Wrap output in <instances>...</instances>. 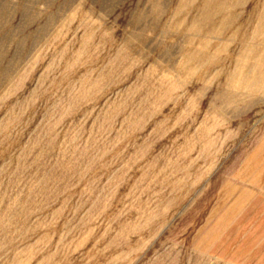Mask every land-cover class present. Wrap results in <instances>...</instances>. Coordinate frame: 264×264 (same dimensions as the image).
Masks as SVG:
<instances>
[{
	"label": "rangeland",
	"instance_id": "obj_1",
	"mask_svg": "<svg viewBox=\"0 0 264 264\" xmlns=\"http://www.w3.org/2000/svg\"><path fill=\"white\" fill-rule=\"evenodd\" d=\"M203 1L0 0V264H224L264 0Z\"/></svg>",
	"mask_w": 264,
	"mask_h": 264
},
{
	"label": "crops",
	"instance_id": "obj_2",
	"mask_svg": "<svg viewBox=\"0 0 264 264\" xmlns=\"http://www.w3.org/2000/svg\"><path fill=\"white\" fill-rule=\"evenodd\" d=\"M263 167L247 174L243 185H234L218 206L217 221L223 222L219 258L224 264H264Z\"/></svg>",
	"mask_w": 264,
	"mask_h": 264
},
{
	"label": "bare ground",
	"instance_id": "obj_3",
	"mask_svg": "<svg viewBox=\"0 0 264 264\" xmlns=\"http://www.w3.org/2000/svg\"><path fill=\"white\" fill-rule=\"evenodd\" d=\"M195 1V0H194ZM230 2V1H229ZM238 2V1H237ZM236 2V3H237ZM246 2V1H245ZM250 2V1H249ZM254 2H255V0H254ZM253 2V3H254ZM256 2H257V0H256ZM192 3H193V0H192ZM211 0H204L203 1V3H202V5L200 6V7H198L197 9H195V11L193 12L194 14V17H193V20H191L192 21V26H196L197 24H198V21L200 20V16H205V15H209V17H210V14H215V13H218V11H219V7L217 8V10L216 11H212L211 10ZM247 3V2H246ZM251 3H252V1H251ZM253 3H252V5H253ZM258 3V2H257ZM249 4V3H248ZM214 5V4H213ZM261 5V4H260ZM186 7V6H185ZM224 7V6H223ZM230 7H233V6H230ZM252 7V6H251ZM250 7V8H251ZM237 8V7H236ZM241 10V9H240ZM249 10H251V9H249ZM184 11V10H183ZM190 11V10H189ZM221 11V10H220ZM242 11V10H241ZM244 11V10H243ZM248 11V10H247ZM182 12V11H181ZM213 12V13H212ZM252 12V11H251ZM253 12H255V10L253 11ZM190 13V12H189ZM222 13V12H221ZM248 12H246L245 14H247ZM256 14H257V12H255ZM196 14H199V16L197 15L196 16ZM249 14V13H248ZM252 14V13H251ZM189 15V14H188ZM187 15V16H188ZM220 15V14H219ZM237 15V14H236ZM257 16H258V14H257ZM216 17H218V14H217V16ZM220 17V16H219ZM259 17V16H258ZM222 18V17H221ZM227 18V17H226ZM197 19H198V21H197ZM202 19V18H201ZM206 19H208V16L206 17ZM211 19V18H210ZM242 19V18H241ZM259 19V18H258ZM224 20V19H223ZM262 20H263V18H262ZM234 21V20H233ZM241 21V20H240ZM225 23V22H224ZM237 24V23H236ZM219 25V24H218ZM222 25V24H221ZM246 25V24H245ZM226 26H228V24L226 25ZM225 26V27H226ZM203 28V27H202ZM224 28V27H223ZM227 28V27H226ZM204 29V28H203ZM244 29V28H243ZM256 30V29H255ZM198 31H200V30H198ZM197 31V32H198ZM258 32V31H257ZM200 33V32H199ZM216 33H217V31H216ZM191 34H193V33H191ZM198 34V33H197ZM213 35V34H212ZM219 35V34H218ZM205 36V35H204ZM216 36V35H215ZM258 36H259V33H258ZM213 37V36H212ZM211 39V38H210ZM214 41V40H213ZM262 41V40H261ZM210 42V41H209ZM249 42V41H248ZM190 43V42H189ZM192 43V42H191ZM207 43L208 42H206V45H207ZM255 43V42H254ZM192 45V44H191ZM239 45V44H238ZM204 46V45H203ZM240 46V45H239ZM243 47V46H242ZM242 47H241V49H242ZM248 47V46H247ZM240 49V50H241ZM244 49V48H243ZM196 51V50H195ZM205 51V50H204ZM242 51V50H241ZM214 52V51H213ZM212 53V52H211ZM214 55V54H213ZM217 57V56H216ZM215 57V58H216ZM259 57V56H258ZM203 58V57H202ZM206 58V57H205ZM212 58V57H211ZM242 58V57H241ZM206 60V59H205ZM220 61V60H219ZM241 62V61H240ZM259 62H260V60H259ZM188 63V62H187ZM238 64V63H237ZM260 66H261V64L259 63V64H257V65H255L254 66V71L256 72V73H258L259 72V68H260ZM194 67H195V65H194ZM217 67V66H216ZM211 68V67H210ZM226 68V67H225ZM235 68V67H234ZM237 68V67H236ZM233 69V68H232ZM231 69V70H232ZM234 70V69H233ZM198 71V70H197ZM249 72H250V70H248ZM223 72V71H222ZM209 73V72H208ZM234 74V73H233ZM231 77V76H230ZM234 77V76H233ZM236 78V77H235ZM245 78V77H244ZM255 78V77H254ZM234 80V79H233ZM244 81V80H243ZM242 81V83H244ZM241 83V82H240ZM241 83V84H242ZM233 86V85H232ZM245 88H247L248 90H250V92H255V91H259V90H264V72H259V74H257L256 75V78L254 79V81H252L250 84H247L246 86H245ZM247 91V90H246Z\"/></svg>",
	"mask_w": 264,
	"mask_h": 264
}]
</instances>
